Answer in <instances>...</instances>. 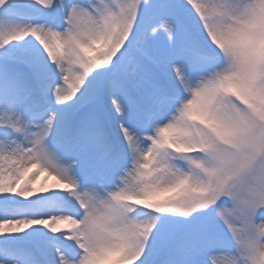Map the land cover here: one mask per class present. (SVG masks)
I'll return each instance as SVG.
<instances>
[{
	"label": "snow or ice",
	"instance_id": "1",
	"mask_svg": "<svg viewBox=\"0 0 264 264\" xmlns=\"http://www.w3.org/2000/svg\"><path fill=\"white\" fill-rule=\"evenodd\" d=\"M0 264H264V0H0Z\"/></svg>",
	"mask_w": 264,
	"mask_h": 264
},
{
	"label": "bare ground",
	"instance_id": "2",
	"mask_svg": "<svg viewBox=\"0 0 264 264\" xmlns=\"http://www.w3.org/2000/svg\"><path fill=\"white\" fill-rule=\"evenodd\" d=\"M35 173V172H33ZM36 182H42L40 183L41 186L38 184L35 188L37 190V192L39 193L42 189L44 190H53V188L55 187L57 190H61L63 191L64 189L62 188V186H59V185H56V182L52 179H49L48 177H43V176H40L38 175L36 178H35ZM55 227L57 228V230H62V229H66L68 227V225H62L61 223L60 224H57L55 225Z\"/></svg>",
	"mask_w": 264,
	"mask_h": 264
},
{
	"label": "rangeland",
	"instance_id": "3",
	"mask_svg": "<svg viewBox=\"0 0 264 264\" xmlns=\"http://www.w3.org/2000/svg\"><path fill=\"white\" fill-rule=\"evenodd\" d=\"M34 186V185H33ZM63 223V222H62Z\"/></svg>",
	"mask_w": 264,
	"mask_h": 264
}]
</instances>
